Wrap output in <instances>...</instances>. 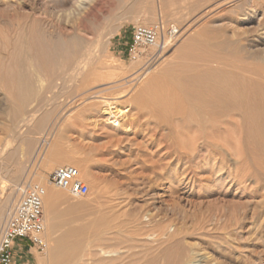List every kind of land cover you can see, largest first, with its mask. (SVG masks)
Masks as SVG:
<instances>
[{
	"label": "rangeland",
	"instance_id": "1",
	"mask_svg": "<svg viewBox=\"0 0 264 264\" xmlns=\"http://www.w3.org/2000/svg\"><path fill=\"white\" fill-rule=\"evenodd\" d=\"M75 1L0 0V51L6 38L15 36L24 13L46 14L47 38L69 36L87 14ZM90 1L102 20L91 39L98 53L88 58L90 63L81 70L24 63L22 70L32 74L34 83L19 111L0 84V235L28 183H39L59 197L55 212L44 196L49 248L31 249L27 255L28 244L18 245L15 264L26 258L30 264H65L75 251L85 264H131L134 253L147 250L161 262L165 248L180 239L201 254L203 264H264V171L251 166L240 179L244 167L237 155L204 158L200 148L202 156L192 157L189 141L176 143L175 134L148 122L137 101L151 75L166 62L179 61V53L194 39L210 42L205 44L213 45L223 62L246 56L241 63L247 66L264 64L253 59L264 50V0H141L135 10L130 8L136 0ZM65 2L69 18L64 15L68 11L61 12ZM160 19L177 27L172 41L163 50H150L151 57L130 60L132 26ZM98 60L104 61L101 66ZM149 86L152 92L155 83ZM106 102L127 109L120 126L110 123ZM243 143L232 149L245 153ZM63 165L80 170L90 187L87 195L74 197L49 182ZM10 192L14 196L5 203ZM101 237L107 242L101 244Z\"/></svg>",
	"mask_w": 264,
	"mask_h": 264
},
{
	"label": "bare ground",
	"instance_id": "2",
	"mask_svg": "<svg viewBox=\"0 0 264 264\" xmlns=\"http://www.w3.org/2000/svg\"><path fill=\"white\" fill-rule=\"evenodd\" d=\"M140 2L141 0L133 2L130 9L140 8ZM67 3L65 2L62 6L61 12L64 13L69 10L66 6ZM74 3L77 9L83 10L87 14L83 15L82 12L81 17L78 16L80 20L77 18L79 22L77 21L76 27H70L72 28L70 30L72 33L69 36L58 37L54 35L58 37H54L55 40H52L51 37V39L47 38V31H45L42 22V16L46 14L41 16L43 12L34 11L24 13L21 16L23 22L19 25L15 36L6 38L3 47L4 51H0V84L4 86L12 102L16 104H14L15 107L13 106L15 111L23 109V103L33 92V77L30 72L31 75L22 70L24 63H36L37 66L39 64L46 67H54L61 64L75 65L74 67L77 70H81L87 63H90L88 58L94 53H98L91 47V39L100 29L101 16L99 17L100 14H97L90 0H77ZM99 10L97 11L99 12ZM58 13L56 12V15ZM68 13L72 12H65L64 15L67 16ZM69 17L67 16V18ZM59 18L61 19V17ZM51 19L54 20L53 18ZM50 20L48 21L50 22ZM61 20L66 24L68 23L66 20ZM53 22L56 23L55 21ZM57 26L59 28V25ZM196 41L194 39L189 43V45L194 46L189 48L188 45L182 52L179 50L181 52L178 55L180 57L179 61L166 62L165 66L158 68L147 80L146 84H143L144 86L137 96V101L141 105L140 109L142 107L148 122L154 123L157 127L164 126L168 129L170 135L175 134L176 143L183 138V140L189 141L192 148L189 154L192 157L201 155L199 154L200 148L205 149L204 158H211L215 154L223 152L228 155L231 154V156L232 154L237 155L240 157L238 162L244 167L243 173L237 175L241 176L240 179L246 178L245 171L251 169V166H255L257 171H264V162L262 161V159L264 160V64L247 66L248 62L241 63L246 56L244 59L242 57H231L223 62L217 58L216 50L211 48L213 45L211 47L208 45L210 42L205 41V43L208 42V44H205L200 42L203 40L199 41L198 39L197 42L201 45L198 46ZM181 47L183 48V45ZM236 47L238 46L236 45ZM238 54L236 53V55ZM253 59L264 62V50H258L254 54ZM103 62V60H98L100 66ZM73 69L70 68L71 71ZM153 83H155L154 89L149 92L147 89ZM111 104L106 102V105L109 106L106 107L108 110L106 114H111L108 119L110 123L114 124L116 120H113V118L117 117L121 120L127 109L123 110L119 106ZM124 129L128 130V128ZM243 142L246 144L245 153L241 150V152H238L236 149H232L235 143L242 145L241 143ZM184 143L186 142L184 141ZM185 154L187 155V152ZM187 158L189 157L187 156ZM238 169L236 170L237 173ZM84 172L87 173L88 171L85 170ZM45 195L48 208L55 211L59 197L52 191H46ZM13 196V192H10L6 197L5 203L11 202ZM2 212L0 213V228L3 222ZM106 239L101 237L99 241L102 244L104 241L107 242ZM165 243L163 242V244ZM107 251L104 252L107 253ZM55 253L57 254L58 252ZM80 255L82 254L79 251L71 253L65 264H85L84 261L79 262ZM200 255L198 251L187 247L180 239L165 248L161 255V262L157 261L156 256H149L147 250V252L139 251L134 253L131 257V264H203L202 258L198 259Z\"/></svg>",
	"mask_w": 264,
	"mask_h": 264
},
{
	"label": "built area",
	"instance_id": "3",
	"mask_svg": "<svg viewBox=\"0 0 264 264\" xmlns=\"http://www.w3.org/2000/svg\"><path fill=\"white\" fill-rule=\"evenodd\" d=\"M177 32L174 24H167L163 19L152 24H134L127 46L129 59L136 61L146 57L152 49L163 50ZM113 120H116L115 126H120V118L114 117ZM49 182L74 197H82L90 192L80 170L73 165L56 168L50 174ZM45 193L46 189L39 183L30 182L23 187L22 195L1 231L0 264L16 263L18 245L28 244L27 252L31 249L45 252L49 248L44 215Z\"/></svg>",
	"mask_w": 264,
	"mask_h": 264
},
{
	"label": "crops",
	"instance_id": "4",
	"mask_svg": "<svg viewBox=\"0 0 264 264\" xmlns=\"http://www.w3.org/2000/svg\"><path fill=\"white\" fill-rule=\"evenodd\" d=\"M29 253H31V250L27 252V255ZM29 262H30V260H28V258H26L25 260H23V264H30Z\"/></svg>",
	"mask_w": 264,
	"mask_h": 264
}]
</instances>
